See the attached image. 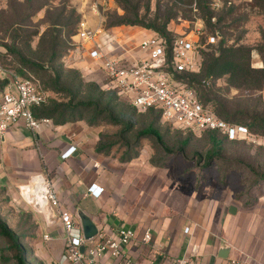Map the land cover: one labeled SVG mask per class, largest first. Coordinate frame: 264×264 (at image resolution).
I'll use <instances>...</instances> for the list:
<instances>
[{"label":"rangeland","instance_id":"rangeland-1","mask_svg":"<svg viewBox=\"0 0 264 264\" xmlns=\"http://www.w3.org/2000/svg\"><path fill=\"white\" fill-rule=\"evenodd\" d=\"M70 2L81 16V23L78 28L73 26L75 34L72 36L64 28L62 43L56 48L58 56L54 57L45 45H40V37L50 27L48 20L59 16V9L44 7L33 16L22 19L25 17V0H0V58H8L10 50L6 44L11 45V34L14 31L21 33L23 39L18 46L27 57L31 71L41 80L47 96L42 110L59 109L54 113L53 122L83 125V129L98 137L97 150L121 163L164 171L168 211H184L195 191L202 189L206 191L201 194L205 199L226 190L233 202L244 208L261 209L264 205V140L262 144L223 141L219 148H214L211 133L189 134L162 120L154 112H137L125 98L103 89L104 76L100 72L85 74L83 60H76L73 56V52L83 45V39L79 36L83 23L90 28L102 26L106 31L136 44L143 34L153 30L141 25L109 26L113 15H125V6L138 8L146 23L155 17L166 19L170 16L167 29L174 35L195 29L199 19L203 18L199 1ZM228 5L237 7L236 16H243L241 25L231 30L233 36L226 37L228 43L253 47L251 65L254 68L263 67L264 58L257 46L264 41V14L254 6V0H228ZM36 30L39 31L38 35L27 42L28 33ZM33 63L43 67H36ZM56 70L62 75L57 89L51 78ZM214 88L231 108V115L236 113L238 122L248 123L252 117L264 118V87L261 91L245 86L237 88L228 83V76H224L216 80ZM150 125L160 131L162 142L153 135L143 134ZM250 129L255 131V127ZM259 134L264 137V134ZM215 150L218 152L210 157ZM3 199L5 203L0 204V218L19 236L27 263L47 264L45 257L49 248L44 246L42 233L37 230L38 216L33 215L31 207L23 202L20 205H24L25 210ZM9 244L10 241L0 236V264H19L15 257L17 249Z\"/></svg>","mask_w":264,"mask_h":264},{"label":"crops","instance_id":"crops-1","mask_svg":"<svg viewBox=\"0 0 264 264\" xmlns=\"http://www.w3.org/2000/svg\"><path fill=\"white\" fill-rule=\"evenodd\" d=\"M151 33L146 32L141 38ZM120 37L126 49L137 45ZM82 60L83 67L94 64L87 56ZM98 72L104 76L102 71ZM97 141L98 137L83 129V125L72 123L52 122L37 132L24 121L11 127L0 140L1 205L5 203L3 198L12 204L18 198L17 186L42 173L53 180L61 208L73 213L77 233H83L79 210L106 233L121 225L132 227L136 235L126 251L137 261L159 258L162 252L173 257L189 256L191 246L197 244L200 264H229L231 258H250L256 264H264V205L261 209H246L233 202L226 190L205 199L202 189L195 191L184 211H168L164 171L121 163L97 150ZM72 146L74 152L63 158L62 154ZM92 183L104 188L100 197L88 193ZM232 205L237 208L236 213L230 212ZM36 224L44 246L49 248L47 264H63L65 233L59 217L48 224L44 216H38ZM187 226L189 232L185 233ZM147 229L153 234L149 244L142 241ZM223 245L230 247L227 258L219 256Z\"/></svg>","mask_w":264,"mask_h":264},{"label":"built area","instance_id":"built-area-1","mask_svg":"<svg viewBox=\"0 0 264 264\" xmlns=\"http://www.w3.org/2000/svg\"><path fill=\"white\" fill-rule=\"evenodd\" d=\"M221 5L222 0H212V6L218 8ZM204 34L203 22L199 19L191 32L175 34L170 47L163 36L153 31L142 37L137 45L126 49L120 36H115L102 26L90 28L83 23L79 31L83 50L78 47L73 56L76 60H82L85 56L90 58L94 64L86 65L83 72L102 71L105 77L103 89L116 91L138 112L154 109L160 112L162 120L182 130L200 133L220 131L230 140L262 144L263 136L253 133L243 124L229 123L219 117L205 107L196 91L178 77L177 74L182 72L197 73L201 70L199 48ZM216 41L215 35L207 37L208 43ZM88 42L90 47L85 46ZM0 78L8 81L0 100V140L21 121L33 132L52 124V118H37L33 112L34 107L44 104L47 99L39 79L29 71L22 74L8 68L1 61ZM74 150V146L70 147L62 157H69ZM16 189V204L23 202L41 213L48 224H52L57 217L61 220L65 233L63 264H200V247L197 244L191 246L189 256L173 257L162 252L159 258L137 261L126 251L136 235L135 230L126 225H121L112 233L99 228L97 236L85 239L83 233L76 231L73 213L61 208V198L53 180L42 173L30 176ZM103 191L104 188L97 183L88 187V193L94 197H100ZM188 232L189 227H186L185 233ZM44 237L48 239L49 235ZM152 239V231L147 229L142 241L149 244ZM82 245L85 246L84 252L80 249ZM229 264L256 263L250 258H231Z\"/></svg>","mask_w":264,"mask_h":264},{"label":"trees","instance_id":"trees-1","mask_svg":"<svg viewBox=\"0 0 264 264\" xmlns=\"http://www.w3.org/2000/svg\"><path fill=\"white\" fill-rule=\"evenodd\" d=\"M198 1L199 6L203 12V18L201 19L205 31V34L201 39L202 45L199 48V53L202 60L201 70L197 73L182 72L177 75L196 91L197 97L200 102L205 107L216 113L219 117L229 123L243 124L249 129L250 127H255L254 132L250 129L253 133L258 135H260L259 133L264 134V118L261 119L259 117H252V119H250L248 123L238 122L235 117L236 113H232L231 115V108L228 106V104L223 102V98H221L219 93L215 92L214 90L216 80L223 78L224 76H228V83L237 88L245 86L250 90L261 91L264 87V66L261 68H254L251 65V55L254 48L238 43L229 44L226 39L227 36H233L231 30L234 31L241 25L243 16L235 15L237 7L228 5V0H222V5L218 8L212 6V0ZM25 2V17L22 19L33 16L36 12L44 7H47L50 10H52V8L59 9V16H53V19L48 20L50 27H48V29L40 37V45H45L48 50L51 51L52 56H58L56 48L59 47L62 43V33L64 31V28L68 32L69 36L74 35L75 31L73 29V26L76 25V28L79 27L81 23V16L72 7L70 0H25ZM254 6L258 7L261 13L264 14V0H254ZM124 10L125 15L112 16L109 21V26L141 25L163 36L167 40L168 46H171L175 34H171L167 29V24L170 16L166 19H163L162 17H155L154 19H150V21L146 23L144 18L140 15V10L138 8H129L125 6ZM38 33V30L28 33V36H26L27 42L32 40L34 36H37ZM209 35L217 36V41L215 43H208L207 37ZM10 37L12 40L11 45L6 44V46L10 50V52H8V58H0V61L3 62L8 68L15 69L22 74H25L26 71H29L36 77V75L29 68L30 66L28 65L29 61L27 57L24 56L18 46V43L21 41V39H23L22 34H16V32L14 31ZM28 44H30V42ZM257 50L264 58V41L257 46ZM13 56H15L17 60L12 59ZM33 64L36 67H43L42 65L37 63ZM61 76L62 75L58 70L54 71V73H52L51 75L55 89H57L60 85ZM36 78L39 79L38 77ZM7 83V79L0 78V100ZM106 91L118 95L116 91ZM44 104L33 108L34 115L37 118L49 117L53 119L54 113L59 109H54L52 111H43L42 109ZM131 106L138 112V110L132 104ZM146 112H154L161 118V114L159 111L151 109ZM182 131L189 134L196 133L191 130ZM204 132L212 134L211 141L214 145V148H219L223 141H244L230 140L226 134L220 131ZM143 134L153 135L159 141H163V136L160 131L152 125L145 129ZM185 142H187V139L185 140ZM216 152H218V150L213 151L210 157L215 156ZM6 200L10 201L9 199ZM14 203L15 202H13L12 204ZM17 206L18 208H21V210H25L24 207H22L24 205ZM31 211H33V215L35 214L37 216H43L41 213L36 212L32 208ZM0 236L10 241L9 245L17 249V254L15 255L17 262L19 264H28L26 261L25 251L24 249H21L19 236L8 226L5 221L1 220V218Z\"/></svg>","mask_w":264,"mask_h":264},{"label":"water","instance_id":"water-1","mask_svg":"<svg viewBox=\"0 0 264 264\" xmlns=\"http://www.w3.org/2000/svg\"><path fill=\"white\" fill-rule=\"evenodd\" d=\"M236 211H237V208L234 205H232L230 207V212L236 213ZM78 217L81 221V226H82V230H83V234H84L85 239L90 240V239L94 238L95 236H97V234L99 232V227L95 223V221L83 210H79ZM80 249L82 252H84L85 246L82 245L80 247ZM229 250H230L229 246L223 245L219 250V256L222 258H227L229 255Z\"/></svg>","mask_w":264,"mask_h":264}]
</instances>
